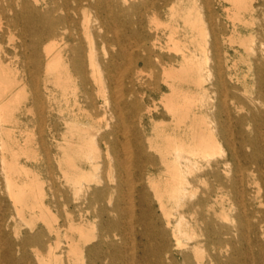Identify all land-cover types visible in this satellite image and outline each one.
<instances>
[{"label": "bare ground", "instance_id": "1", "mask_svg": "<svg viewBox=\"0 0 264 264\" xmlns=\"http://www.w3.org/2000/svg\"><path fill=\"white\" fill-rule=\"evenodd\" d=\"M176 252L264 264V0H0V264Z\"/></svg>", "mask_w": 264, "mask_h": 264}, {"label": "rangeland", "instance_id": "2", "mask_svg": "<svg viewBox=\"0 0 264 264\" xmlns=\"http://www.w3.org/2000/svg\"><path fill=\"white\" fill-rule=\"evenodd\" d=\"M56 12H58V11H56ZM55 12V14H58V13H56ZM60 12H61V10H60ZM63 13V12H62ZM81 13L78 15V17H79V19L81 18ZM130 17H131V19L133 20V21H136V19L138 18V15L136 14V13H134V12H131L130 13ZM160 18H166V17H164L163 15L162 16H160ZM4 21H6L7 22V19H4ZM15 31H14V33L16 34V37L15 38H17V29H14ZM10 42H11V40L8 38V36L6 35L5 36V38H4V41H3V46H4V48L5 49H8L9 51H11L12 50V46L10 45ZM176 255H177V257H178V263L177 264H182L181 263V257H180V255L176 252Z\"/></svg>", "mask_w": 264, "mask_h": 264}]
</instances>
